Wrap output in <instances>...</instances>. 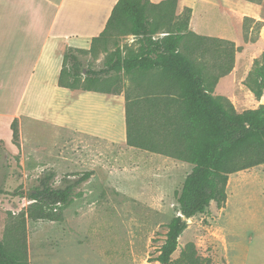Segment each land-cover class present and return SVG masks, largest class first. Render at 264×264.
I'll use <instances>...</instances> for the list:
<instances>
[{
	"label": "rangeland",
	"instance_id": "rangeland-1",
	"mask_svg": "<svg viewBox=\"0 0 264 264\" xmlns=\"http://www.w3.org/2000/svg\"><path fill=\"white\" fill-rule=\"evenodd\" d=\"M257 1L178 0L175 7L164 6L167 15L161 20L166 25L181 21L185 7H192L188 31L235 43L234 67L217 80L212 94L231 102L237 112L264 104V96L258 98L247 85L255 81V63L264 51V26L258 31L255 22L249 20V30L244 28L245 17L264 22V0ZM142 47L140 38L115 34L107 44L97 42L93 50H73L86 69L81 85H86L87 70L103 67L113 53L129 56ZM71 49L65 46L62 51L65 54ZM217 55L218 51L211 50L197 61L206 64L209 79L219 71L212 66ZM71 64L68 61L67 68ZM157 74L158 70L144 77L112 72L102 76L97 86L123 91L133 87L132 79L150 81ZM20 93L13 91L15 102ZM6 119L0 117L1 188L29 190L51 173V183L64 186L67 178L93 171L61 208L62 221L27 220L30 264H156L153 259L166 239L168 223L179 214L178 194L193 168L191 163L148 150L128 154L117 143L78 137L68 131L58 134L53 126L25 118L21 132L18 124L16 142L13 123L9 125ZM226 191L224 203L212 201L203 212L187 219L173 260L193 242L204 262L264 264V164L231 174ZM30 203L0 194V240L6 245L12 216Z\"/></svg>",
	"mask_w": 264,
	"mask_h": 264
},
{
	"label": "trees",
	"instance_id": "trees-1",
	"mask_svg": "<svg viewBox=\"0 0 264 264\" xmlns=\"http://www.w3.org/2000/svg\"><path fill=\"white\" fill-rule=\"evenodd\" d=\"M258 2L257 0H249ZM178 0H118L99 36L92 39L90 49L73 48L64 54L59 85L70 89L95 90L122 94L126 100L127 144L142 150L171 156L191 163L178 194L179 214L168 223L166 239L153 261L156 264H211L198 255L190 242L177 260L172 255L187 228V219L203 212L212 201L218 205L227 199V184L231 174L264 164V104L237 112L234 105L216 98L212 90L217 80L232 71L236 47L233 41L188 31L192 7H185L181 21H164L165 5L175 7ZM158 12H156V10ZM157 16L153 17V14ZM258 31L264 22L250 17ZM165 31H161L164 27ZM159 32L165 33L157 36ZM115 34L133 35L143 43L137 54L123 56L118 51L98 69L89 68L86 85H81L84 69L73 50H93L97 42L107 44ZM219 44V45H217ZM213 46V47H212ZM215 47V48H214ZM218 51L212 63L218 73L209 79L206 64L197 63L211 51ZM72 62L67 68V62ZM152 70H158L147 87L139 81ZM124 71L140 74L132 88L110 89L98 87L102 76ZM255 81L247 85L258 98L264 96V51L255 63ZM14 141H18L17 121L12 124ZM93 171H85L75 179L67 178L64 186L51 183L53 173L46 175L39 185L29 190H7L0 194L31 201L30 205L12 216L8 229V244L0 240V264H30L28 258L27 220L62 221L61 208L67 205L74 190L90 179Z\"/></svg>",
	"mask_w": 264,
	"mask_h": 264
},
{
	"label": "crops",
	"instance_id": "crops-1",
	"mask_svg": "<svg viewBox=\"0 0 264 264\" xmlns=\"http://www.w3.org/2000/svg\"><path fill=\"white\" fill-rule=\"evenodd\" d=\"M117 1L0 0V107L11 105L0 108L6 123L17 121L21 132L25 118L53 126L58 134L117 143L128 154L144 151L127 144L124 95L59 85L62 48L89 49ZM139 82L153 87L151 80ZM16 90L21 93L15 102Z\"/></svg>",
	"mask_w": 264,
	"mask_h": 264
},
{
	"label": "water",
	"instance_id": "water-1",
	"mask_svg": "<svg viewBox=\"0 0 264 264\" xmlns=\"http://www.w3.org/2000/svg\"><path fill=\"white\" fill-rule=\"evenodd\" d=\"M86 72V69H84V73Z\"/></svg>",
	"mask_w": 264,
	"mask_h": 264
}]
</instances>
